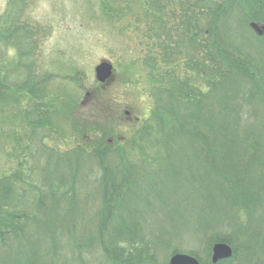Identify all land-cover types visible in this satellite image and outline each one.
<instances>
[{"label": "rangeland", "instance_id": "rangeland-1", "mask_svg": "<svg viewBox=\"0 0 264 264\" xmlns=\"http://www.w3.org/2000/svg\"><path fill=\"white\" fill-rule=\"evenodd\" d=\"M8 2L0 0V17L6 14ZM27 2L21 22L28 24L36 41L34 52H27V58H23L16 47L5 44L3 39L0 42V80L13 84V90L0 100V179L20 173L25 190L21 209L36 216L42 226L38 232L31 221L24 238L0 245V264H13L22 256L18 249L28 250L36 240L46 255L43 264H115L98 244L91 243V238L97 239L95 224L101 207L99 185L103 174L95 150L97 145L110 144L107 161L113 167L119 164L122 153L140 173L154 166L151 161L158 155L154 144L146 142L145 137L141 143L145 149L141 151L139 143L133 144L135 134L146 125L157 136V98L162 88L176 80L175 76L180 80L196 79L203 86L204 79L194 66L206 55L199 46L205 38L200 36L197 43L193 42L192 47L199 49L196 55L194 47L192 51L186 49L190 34L184 38L181 35L184 25L189 28V20L194 36V19L199 13L203 15L199 22L205 25L210 2L158 0L162 6L159 14L151 0ZM247 12L248 18L240 9L231 13L221 31L237 54L258 62L264 58V39L249 28L250 23H259L251 20L252 11ZM20 61L28 67L20 66ZM104 61L113 65L114 77L102 85L96 80L95 68ZM29 76L39 84L36 97L28 91H16L15 84L25 83ZM43 118L50 121L49 126L36 125ZM76 152L82 157L74 198H49L42 206H36L32 191L56 185L60 172L68 168L59 156ZM181 197L178 194L177 200L169 199L149 220V241L154 244L151 249L157 261L154 264H168L171 247L183 251L179 254L189 255L194 250L202 258L208 253L206 245L190 232V209L195 204L177 206ZM166 211H176L172 213L175 221L163 218ZM179 222L187 224L176 227V234L155 240L158 227L166 225L170 230V224ZM261 230L264 234V227ZM169 237L171 246L166 249L162 241ZM261 244L258 242L255 255L249 257L244 238L240 237L235 263L264 264ZM55 252L53 263L50 256Z\"/></svg>", "mask_w": 264, "mask_h": 264}, {"label": "trees", "instance_id": "trees-1", "mask_svg": "<svg viewBox=\"0 0 264 264\" xmlns=\"http://www.w3.org/2000/svg\"><path fill=\"white\" fill-rule=\"evenodd\" d=\"M27 1L9 0L6 14L0 17V42L3 39L5 44L16 47L23 58L36 47L28 24L21 22ZM208 1L205 25L201 26L199 20L203 15L199 13L194 19V36L189 20V28L184 25L181 35L184 38L190 34L186 47L189 51L200 36L205 38L199 46L206 55L202 61L196 60L194 66L204 79L203 86L196 79L180 80L175 76L176 80L168 88H162L157 98L154 111L157 136L145 125L137 130L133 140V144L139 143L141 151L145 149L141 144L145 137L146 142L154 144L158 154L151 161L154 166L140 173L122 153L119 164L113 167L107 161V153L112 150L110 144L97 145L95 150L103 174L99 185L101 207L95 224L97 239L91 238L93 242H90L98 244L115 264L157 263L151 249L154 244L149 241V220L169 199L177 200L178 194L182 197L177 206L195 204L190 209L193 217L190 232L206 245L208 253L205 258L194 250L188 254L200 264H212V247L217 243H226L234 250L231 259L218 264H236L240 237L244 238L249 257L255 255L258 242L262 241L260 248L264 245L261 230L264 227V58L259 63L237 54L221 31L230 14L239 9L247 18V11H252L251 20L264 23V0H222L219 4ZM151 3L159 14L162 6L158 0ZM198 50L194 47L196 55ZM151 61L155 60L151 58ZM22 62L20 66L28 67ZM35 81L29 76L25 83L15 84L16 91H28L36 97L39 84ZM9 90H13V84L0 80V100ZM49 123L47 118L36 121L41 127ZM59 157L68 168L60 172L56 185L32 191L36 206H42L45 199L55 201L75 196L74 183L82 154ZM22 180L19 172L0 179V245L3 246L24 238L31 221L38 232L41 230L36 216L21 209L25 195ZM169 212H164L163 218L175 221L172 213L176 211ZM185 224H170V230L161 225L154 238L158 242L164 235L176 234ZM162 242L166 249L170 248V237ZM39 248L37 240L28 250L19 248L22 256L13 264H43L46 255ZM171 248V256L183 252ZM55 256L56 252L50 256L53 263Z\"/></svg>", "mask_w": 264, "mask_h": 264}, {"label": "water", "instance_id": "water-1", "mask_svg": "<svg viewBox=\"0 0 264 264\" xmlns=\"http://www.w3.org/2000/svg\"><path fill=\"white\" fill-rule=\"evenodd\" d=\"M249 27L259 37L264 36V25L250 23ZM96 80L104 85L109 83L114 77V67L110 62H101L95 68ZM233 257L232 248L225 243H217L212 247L211 263L218 264L221 261L229 260ZM168 264H200V262L187 254L173 255Z\"/></svg>", "mask_w": 264, "mask_h": 264}]
</instances>
